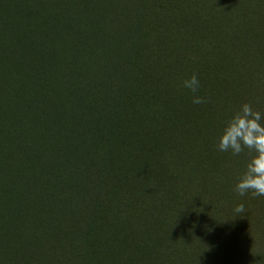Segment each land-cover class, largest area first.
Masks as SVG:
<instances>
[{
	"label": "trees",
	"instance_id": "1",
	"mask_svg": "<svg viewBox=\"0 0 264 264\" xmlns=\"http://www.w3.org/2000/svg\"><path fill=\"white\" fill-rule=\"evenodd\" d=\"M157 1L147 17L126 6L114 19L152 48L108 69L119 80L96 114L47 123L40 152L27 136L38 122L0 106V226L14 231L1 235L0 264H264L233 218L264 207V196L234 191L252 153L216 150L240 105L264 112V0H189L167 14ZM194 73L206 104L180 87ZM9 203L12 226L1 220Z\"/></svg>",
	"mask_w": 264,
	"mask_h": 264
},
{
	"label": "rangeland",
	"instance_id": "2",
	"mask_svg": "<svg viewBox=\"0 0 264 264\" xmlns=\"http://www.w3.org/2000/svg\"><path fill=\"white\" fill-rule=\"evenodd\" d=\"M91 1L0 0V106L11 105L19 117L38 122L27 136H32L30 144L38 146L39 152L44 146L41 129L47 123L49 127L55 118L61 119L66 113L77 117L96 114L100 108L94 112V101L108 95L119 80V74L113 72L110 75L108 69L113 67L121 71L116 67L126 60L134 62L132 55L152 48L147 38L130 36L125 25L120 22L115 25L114 19L122 18L119 14L126 6L139 8L136 12L139 18L147 17L156 0ZM159 2L167 5L165 14L174 5L189 4V0H159L156 4ZM207 14L208 9L204 10V15ZM188 28L186 21L181 29L186 31ZM127 73L132 74L133 69L128 67ZM28 106H31L29 113ZM44 109L49 117L38 115L37 110ZM59 119L52 128L59 127L62 131L65 124ZM12 132L8 130V134ZM59 141L65 145L63 138ZM2 160L0 158V162ZM13 186L17 187L16 184ZM17 193L18 188L15 189ZM74 205L73 210L77 211L80 203ZM8 206L10 203L6 204ZM1 208L5 214L1 218L4 223L11 218L13 206L8 210L5 205ZM232 213L235 214V210ZM246 215L250 218L247 223L237 215L233 218L246 225L245 230L250 231L249 239L255 248L261 244L264 247V207ZM50 223L48 233L53 227ZM5 225L12 226L9 221ZM7 228L0 226V238L4 235V240L14 234V231L7 232ZM31 233L27 226L18 230L22 239ZM63 246L66 248L67 244L64 242Z\"/></svg>",
	"mask_w": 264,
	"mask_h": 264
},
{
	"label": "clouds",
	"instance_id": "3",
	"mask_svg": "<svg viewBox=\"0 0 264 264\" xmlns=\"http://www.w3.org/2000/svg\"><path fill=\"white\" fill-rule=\"evenodd\" d=\"M180 87L192 93L193 105L209 102L207 97L199 94L201 82L195 73L182 79ZM245 149L252 155L236 181L234 191L241 197L249 192L253 196H264V112L254 110L248 103L240 105L239 110L226 121L216 141L218 152L232 156H239ZM244 211L243 204L235 208L237 214Z\"/></svg>",
	"mask_w": 264,
	"mask_h": 264
}]
</instances>
